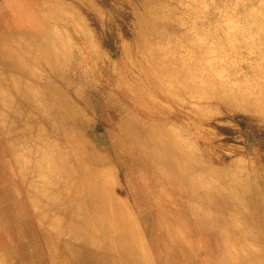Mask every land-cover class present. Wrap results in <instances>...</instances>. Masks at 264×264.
I'll return each mask as SVG.
<instances>
[{"label":"rangeland","instance_id":"374dc122","mask_svg":"<svg viewBox=\"0 0 264 264\" xmlns=\"http://www.w3.org/2000/svg\"><path fill=\"white\" fill-rule=\"evenodd\" d=\"M1 16L0 180L17 195L15 224L26 228L19 241L39 237L44 253L36 264H63L62 245L90 251L94 261L99 255L98 234L105 235L97 222L74 226L69 217L86 195L79 178L82 167L94 166L81 158L90 151L113 168L107 191L119 196L126 222L136 220L147 242L154 211L138 184L162 165L130 162L142 158L129 139L135 134L158 156L166 147L202 199L218 202L202 210L223 229L239 230L229 241V264H264V109L213 98L225 85L255 92L264 84V0H0ZM167 187L156 188L179 207L180 193ZM115 207L109 215L119 212ZM159 255L149 251L152 264L163 263Z\"/></svg>","mask_w":264,"mask_h":264},{"label":"bare ground","instance_id":"6f19581e","mask_svg":"<svg viewBox=\"0 0 264 264\" xmlns=\"http://www.w3.org/2000/svg\"><path fill=\"white\" fill-rule=\"evenodd\" d=\"M3 16L0 17V22H3ZM15 18L18 21V18ZM180 46L184 47L183 45ZM206 47H208L212 51H216L217 49H219L214 47L213 45H206ZM262 70L264 71V67H262ZM2 80L3 79H1V81ZM219 80L217 81L219 82ZM7 81H5V83ZM222 83H224L225 85V82ZM222 89L223 92L215 93L213 98L224 105H228L227 107L235 108L236 106H238L237 103H241L239 105H241L247 110L258 111L264 109V84H262L255 92H250L247 89L240 87L237 88L236 92H233L230 91L226 85L223 86ZM1 91L2 87L0 89V95ZM5 92L7 91L5 90ZM5 94H7L8 96V93ZM2 95H4V88ZM7 98L11 101L10 96H8ZM0 100L2 101V99ZM8 105L10 106V104ZM5 108L6 106H4L3 103L0 104V127L2 131V127L4 125L2 126L1 122L5 120ZM2 134L5 135V133ZM170 137L172 139V136ZM129 139L133 142L137 150H139V152L142 154L141 159L136 160L135 158H133V160L130 159V162H135L142 166H145L147 164L146 161L156 167H158L160 164L162 165L159 169V173H151L150 180L147 184H138V187L141 192L145 194V197H143V202L145 204H148L151 210L154 211L153 219L150 223L146 222L145 225L147 226L145 228L148 237L147 242L149 243V246H146V241V243L143 242V238L140 235V230L138 228L137 221L132 218L130 224L126 222V220L128 219L125 220V214L129 216L128 210L124 206L119 196L116 195L113 189L112 191H107V188L111 185L113 180H109V172L111 173V170L113 168L111 166H101V163L97 156L94 155V152L90 151L88 154L82 155L81 158H84V160H86L87 162H91L94 166L90 169L82 167L79 178L81 187L84 188V192L86 193V195L85 198L80 199L79 202L76 201L79 204L78 209L75 213L70 212L69 217L71 220L73 219L75 224L74 226H77L79 224L87 225V221H90L91 219L92 221H96L98 230H101V232L105 235V239H102L100 234H98L100 246H98L99 249L97 250V252L99 253V255L95 258V261L93 256L91 257L90 251H82L76 247H71L68 250L66 245H62V263L152 264L153 259L151 258V256H149V251L159 253L163 251L164 255H159L160 258L163 257L162 264H168L173 259H178L179 264H229L228 257H231L232 255L229 247V241L232 237L238 238L240 234L237 228L231 230L230 227L223 226V229L222 226L217 225L218 223L222 222L219 218H216L211 215L208 216V214L205 213L208 207H217L218 202H208L202 199L203 195H201L200 192L196 190V182L194 181V178L189 175L183 174L182 170H185L186 167H182L176 164V161H173L172 156L169 155V153L166 151V147L161 146V148H163L164 153L158 156V154L154 152L156 150L152 151V149L150 148L144 149L142 147L144 146V144L150 145L152 143L149 142L150 140L144 137V135H130ZM80 142L82 141L80 140ZM153 146L156 145L154 144ZM5 156L6 144L5 140L2 138V136H0V162H3ZM143 171L144 170L139 171V174H142ZM4 179H6V177H4ZM114 181L116 180L114 179ZM161 182H166L168 186L167 188L170 191L180 193L181 198L180 200H178L179 198L177 199V202L180 203L179 207L173 208L169 206L167 200H165V194H163V192H161L159 188H156ZM5 183V180H3V182L0 180V264H19V262L22 264H28V262H30L31 264H36V261H39L44 253V251L41 250L42 246L39 242V237L37 236L35 239H30V237H27L19 241V234H21V232L23 231L25 232L26 228L24 224H19V221L17 219V223L15 224V217L19 214V210L16 207V204L13 205V201L17 198V195L9 186L5 185ZM72 186L74 188H78V185L75 182ZM114 189L116 191V189L118 188L114 187ZM196 199L201 202V207H195V204L193 203V205L191 203L192 200ZM195 203L196 205L198 204L197 202ZM112 206H116L115 209L118 208L119 212L115 214L113 213V215H109L107 211L108 208ZM260 207L264 209V204H261ZM202 209H204L205 211ZM80 213H82L84 216L80 217ZM228 215L229 214H227V216ZM261 225L263 226L262 231H264V218L261 221ZM248 228L255 231L253 225L248 226ZM34 230L35 229H33L32 231L35 232ZM219 240L221 246H218ZM215 244L219 248H216ZM134 245L141 246L138 253H135L131 250L132 247H135ZM241 245L242 244H239L238 246L242 249ZM111 249H113V252H111L110 255L107 254L111 251ZM154 261L157 263V257L154 259ZM254 262L255 264H259L260 259L255 258Z\"/></svg>","mask_w":264,"mask_h":264}]
</instances>
